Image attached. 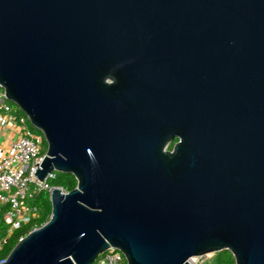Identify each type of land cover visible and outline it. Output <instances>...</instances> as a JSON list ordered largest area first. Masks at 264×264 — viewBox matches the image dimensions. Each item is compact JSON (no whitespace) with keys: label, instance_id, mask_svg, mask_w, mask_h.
Returning a JSON list of instances; mask_svg holds the SVG:
<instances>
[{"label":"water","instance_id":"obj_1","mask_svg":"<svg viewBox=\"0 0 264 264\" xmlns=\"http://www.w3.org/2000/svg\"><path fill=\"white\" fill-rule=\"evenodd\" d=\"M0 87L76 179L0 264H264V0H0Z\"/></svg>","mask_w":264,"mask_h":264},{"label":"built area","instance_id":"obj_2","mask_svg":"<svg viewBox=\"0 0 264 264\" xmlns=\"http://www.w3.org/2000/svg\"><path fill=\"white\" fill-rule=\"evenodd\" d=\"M0 110L2 111L0 124L15 120L1 87ZM16 119L19 124L18 137L8 147H0V203L6 207L3 219L10 226V230L33 222L31 231L37 228L34 220L38 216V209L35 206H29L26 200L33 198L41 191H47L49 194L54 188H60L63 192L65 190L50 182L56 178V171L48 172L42 181L33 175L36 167H40L45 155L46 150L42 151L44 137L31 130L27 116L18 114ZM22 238L23 236H20L18 241ZM209 256H211L210 253L192 256L188 262L190 264H212ZM92 264H127V262L122 252L109 247Z\"/></svg>","mask_w":264,"mask_h":264},{"label":"trees","instance_id":"obj_3","mask_svg":"<svg viewBox=\"0 0 264 264\" xmlns=\"http://www.w3.org/2000/svg\"><path fill=\"white\" fill-rule=\"evenodd\" d=\"M18 114L25 115L18 107ZM26 116V115H25ZM31 130L37 134H42L39 130L34 128L30 122H28ZM172 145H169L171 148ZM46 150V142L43 138L42 141V151ZM56 178L51 180V184L62 187L65 191H70L76 186V179L71 174L56 173ZM26 203L29 206H35L38 209V216L34 220L37 227L45 223L51 213V204L49 201V194L47 191H41L37 193L33 198L27 199ZM6 210V207H2L0 210V261L4 260L15 244L18 242L20 236L27 234L30 229L33 227V222L23 224L20 228L10 230V226L4 221L3 214ZM214 260V263H213ZM212 264H235L234 259L229 253V251H218L215 252L211 257Z\"/></svg>","mask_w":264,"mask_h":264},{"label":"crops","instance_id":"obj_4","mask_svg":"<svg viewBox=\"0 0 264 264\" xmlns=\"http://www.w3.org/2000/svg\"><path fill=\"white\" fill-rule=\"evenodd\" d=\"M11 113L14 115L15 120L5 124H0V147L3 148L8 147L9 144L19 135V124L16 119L18 110L16 109V107L11 106ZM0 114H2L1 110ZM2 207H5V205L0 203V210L2 209Z\"/></svg>","mask_w":264,"mask_h":264},{"label":"rangeland","instance_id":"obj_5","mask_svg":"<svg viewBox=\"0 0 264 264\" xmlns=\"http://www.w3.org/2000/svg\"><path fill=\"white\" fill-rule=\"evenodd\" d=\"M7 102H8L11 106L17 107V106H15L12 102H10V101H8V100H7ZM42 136H43V135H42ZM229 253H230V252H229ZM213 254H214V253H210L211 256H209V257H212ZM213 263H214V260H213Z\"/></svg>","mask_w":264,"mask_h":264},{"label":"flooded vegetation","instance_id":"obj_6","mask_svg":"<svg viewBox=\"0 0 264 264\" xmlns=\"http://www.w3.org/2000/svg\"><path fill=\"white\" fill-rule=\"evenodd\" d=\"M176 141H177V139L175 138V140H174L172 143H170L169 145H172V146H173V144H174ZM169 145H168V149H172V146H171V148H169Z\"/></svg>","mask_w":264,"mask_h":264}]
</instances>
